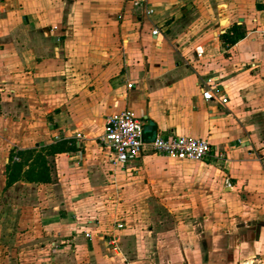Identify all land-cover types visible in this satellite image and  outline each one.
Instances as JSON below:
<instances>
[{
  "label": "crops",
  "instance_id": "obj_1",
  "mask_svg": "<svg viewBox=\"0 0 264 264\" xmlns=\"http://www.w3.org/2000/svg\"><path fill=\"white\" fill-rule=\"evenodd\" d=\"M234 26L244 38L224 43ZM122 110L224 157L121 168L98 138ZM60 142L55 183L7 185L13 162ZM144 174L184 216L121 208L145 202ZM0 264H264V0H0Z\"/></svg>",
  "mask_w": 264,
  "mask_h": 264
},
{
  "label": "built area",
  "instance_id": "obj_2",
  "mask_svg": "<svg viewBox=\"0 0 264 264\" xmlns=\"http://www.w3.org/2000/svg\"><path fill=\"white\" fill-rule=\"evenodd\" d=\"M136 5H144L146 0H129ZM147 14L152 11L147 9ZM154 36L158 34L156 30L152 32ZM198 58H201L204 51L201 47L195 49ZM132 88V84H128ZM203 99L212 101L218 99L222 104L227 103V98L219 95V90H213L209 84H204L200 88ZM82 136L76 135L77 139ZM55 137V140H58ZM99 142L112 154L113 163L121 168L138 161L146 153H151L175 160L218 162L223 159L220 150L214 148L207 140L196 139L185 136L163 137L154 135L149 140H145V130L143 121L136 117L129 110H122L108 116L105 120L103 132L98 138ZM226 185L231 188V184L226 181ZM90 234H86L90 238Z\"/></svg>",
  "mask_w": 264,
  "mask_h": 264
},
{
  "label": "trees",
  "instance_id": "obj_3",
  "mask_svg": "<svg viewBox=\"0 0 264 264\" xmlns=\"http://www.w3.org/2000/svg\"><path fill=\"white\" fill-rule=\"evenodd\" d=\"M245 36L244 30L239 26H234L230 32L221 36L224 43L232 45L242 40ZM71 150L66 142H60L56 145H51L42 149L39 152L28 151L29 158H22L21 162H13L7 169V185L24 178L30 182L39 183H55L54 163L49 161V158H53L56 155ZM23 156V154H22ZM31 160L29 168L26 172H23V168L27 165V161Z\"/></svg>",
  "mask_w": 264,
  "mask_h": 264
},
{
  "label": "rangeland",
  "instance_id": "obj_4",
  "mask_svg": "<svg viewBox=\"0 0 264 264\" xmlns=\"http://www.w3.org/2000/svg\"><path fill=\"white\" fill-rule=\"evenodd\" d=\"M178 162H180V161L175 160V159L163 158V160H161V161L152 163L151 167H152V170H153V168H155V170L156 169L158 170V168L159 169H166V166H168L169 164H171V163L176 164ZM150 175H147V174L138 175V176H135L137 178L134 179V183H135L134 187H136V188L133 190V192L138 193L139 195L141 194V196L144 198L145 202L142 205H138V203L126 205V203L123 201L124 205H122L121 208L124 209V208L128 207L129 209H131L133 211L134 214L143 210L144 214L146 216H149V220L154 222L157 226H162L163 224L168 225V224L172 223L173 219L175 221V216H177V214L179 216H184L183 213H180L181 210L184 209V207H185L184 205L170 206L172 209L175 207L176 210L179 207V210H178V213H176V214L175 213L171 214L169 212L168 205L166 204L165 201H163L161 199V196L156 192V190L154 188V184L152 182V175L151 176ZM165 181H166V179H165ZM164 182L162 183V185L167 187V184ZM163 190L164 189H162V191ZM215 203L208 205V209L206 210V213L209 216H213Z\"/></svg>",
  "mask_w": 264,
  "mask_h": 264
},
{
  "label": "water",
  "instance_id": "obj_5",
  "mask_svg": "<svg viewBox=\"0 0 264 264\" xmlns=\"http://www.w3.org/2000/svg\"><path fill=\"white\" fill-rule=\"evenodd\" d=\"M156 128H152L150 131H145V140L151 139V137L154 135Z\"/></svg>",
  "mask_w": 264,
  "mask_h": 264
}]
</instances>
